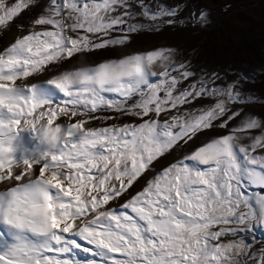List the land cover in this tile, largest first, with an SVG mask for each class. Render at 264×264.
Listing matches in <instances>:
<instances>
[{
	"label": "snow or ice",
	"instance_id": "1",
	"mask_svg": "<svg viewBox=\"0 0 264 264\" xmlns=\"http://www.w3.org/2000/svg\"><path fill=\"white\" fill-rule=\"evenodd\" d=\"M177 11L0 0V33H20L0 48V264H264L255 81L197 77L173 48L84 62ZM74 56L81 66L61 70Z\"/></svg>",
	"mask_w": 264,
	"mask_h": 264
},
{
	"label": "rangeland",
	"instance_id": "2",
	"mask_svg": "<svg viewBox=\"0 0 264 264\" xmlns=\"http://www.w3.org/2000/svg\"><path fill=\"white\" fill-rule=\"evenodd\" d=\"M151 3L154 8L162 3L169 8L178 9L173 18L175 23L162 25L156 32L134 34L126 48L105 49L87 54L84 62L94 64L118 59L124 54L173 48L178 52V60L191 63V69L197 73V77L201 73H219L227 81L238 79L234 75L236 73L251 77L255 83H245L244 91L264 100V0H151ZM202 9L210 13L209 22L204 26H194L193 14H198ZM136 11L139 12L140 9L137 8ZM28 15L22 14L25 21ZM140 22L147 23L143 19ZM80 66V59L74 56L72 60L64 62L61 70ZM46 78L47 76L29 78L26 83ZM247 111L264 116V103L250 104ZM0 190H3V186H0ZM257 190L251 188L249 191ZM259 191L264 192V189ZM255 238L257 241L264 240V229H257ZM256 247H260L259 243ZM89 255L90 253H81L82 258Z\"/></svg>",
	"mask_w": 264,
	"mask_h": 264
},
{
	"label": "bare ground",
	"instance_id": "3",
	"mask_svg": "<svg viewBox=\"0 0 264 264\" xmlns=\"http://www.w3.org/2000/svg\"><path fill=\"white\" fill-rule=\"evenodd\" d=\"M19 34H20L19 31L15 28H13L12 31L9 33H3L0 36V48L7 46L11 42H13L15 37Z\"/></svg>",
	"mask_w": 264,
	"mask_h": 264
}]
</instances>
